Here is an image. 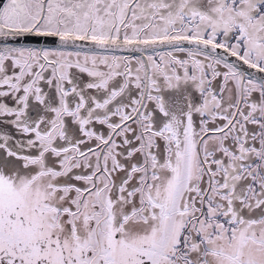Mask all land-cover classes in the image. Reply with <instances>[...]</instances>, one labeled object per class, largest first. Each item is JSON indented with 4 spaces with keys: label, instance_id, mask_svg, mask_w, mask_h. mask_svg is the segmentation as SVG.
Segmentation results:
<instances>
[{
    "label": "snow or ice",
    "instance_id": "obj_1",
    "mask_svg": "<svg viewBox=\"0 0 264 264\" xmlns=\"http://www.w3.org/2000/svg\"><path fill=\"white\" fill-rule=\"evenodd\" d=\"M0 264H264V0H0Z\"/></svg>",
    "mask_w": 264,
    "mask_h": 264
},
{
    "label": "rangeland",
    "instance_id": "obj_2",
    "mask_svg": "<svg viewBox=\"0 0 264 264\" xmlns=\"http://www.w3.org/2000/svg\"><path fill=\"white\" fill-rule=\"evenodd\" d=\"M73 71H76V70L73 69ZM42 87H44L45 91H52V90L48 89L47 86L45 84H43V82H42ZM167 95H173V96H175V94L174 93H171V92L166 93V96Z\"/></svg>",
    "mask_w": 264,
    "mask_h": 264
},
{
    "label": "water",
    "instance_id": "obj_3",
    "mask_svg": "<svg viewBox=\"0 0 264 264\" xmlns=\"http://www.w3.org/2000/svg\"><path fill=\"white\" fill-rule=\"evenodd\" d=\"M160 50V49H158ZM119 54H122V55H127L128 53H119ZM134 55H139V53H133Z\"/></svg>",
    "mask_w": 264,
    "mask_h": 264
}]
</instances>
